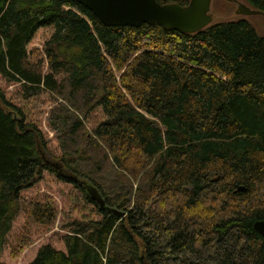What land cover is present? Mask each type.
Wrapping results in <instances>:
<instances>
[{"label": "trees", "instance_id": "obj_1", "mask_svg": "<svg viewBox=\"0 0 264 264\" xmlns=\"http://www.w3.org/2000/svg\"><path fill=\"white\" fill-rule=\"evenodd\" d=\"M60 216L59 242L18 262ZM261 220L264 37L248 21L181 34L0 0V264H264Z\"/></svg>", "mask_w": 264, "mask_h": 264}, {"label": "water", "instance_id": "obj_2", "mask_svg": "<svg viewBox=\"0 0 264 264\" xmlns=\"http://www.w3.org/2000/svg\"><path fill=\"white\" fill-rule=\"evenodd\" d=\"M237 3L236 14L244 17L264 15L249 6ZM80 5L96 16L106 27H134L156 25L164 30H172L181 34L198 33L213 23L210 15L212 0H189L188 5H160L156 0H76ZM55 169L61 165L45 160ZM244 187H237L234 193L244 192ZM90 197L100 208L105 203L93 189H88ZM123 216V215H122ZM254 231L264 238V220L253 224Z\"/></svg>", "mask_w": 264, "mask_h": 264}, {"label": "rangeland", "instance_id": "obj_3", "mask_svg": "<svg viewBox=\"0 0 264 264\" xmlns=\"http://www.w3.org/2000/svg\"><path fill=\"white\" fill-rule=\"evenodd\" d=\"M237 2L247 5L243 0H237ZM236 11H237V3L231 4V1H230V3H227L226 1H223V0H214L212 2L211 8H210V15L213 18V23H225V22H230V21L246 20L256 29L257 33L260 36L264 37V15H255V16L244 17V16L237 15ZM9 91L10 90H8V87L6 86V93H8V95L10 96L11 94L9 93ZM51 153H53V152L51 151ZM52 155L55 157L59 156L56 153H53ZM48 159H50V158H48ZM48 161L51 163L59 164L57 159H50ZM87 191H88V189H87ZM107 211L109 214H111V213L118 214V211L115 208H111V209L108 208ZM75 216H76L75 213H74V215L68 214L67 219L72 218V217L74 218ZM67 219L60 216L57 219V223L55 224V226L50 231H46V230H45V232L44 231L40 232L39 230L38 231H35V230L32 231L33 234L28 241L29 246H28V248L24 249V251L20 254L18 262L26 253H28L29 251L34 249L37 246V244L40 243L41 241H52L53 242L56 240L59 242V240H60L59 237L61 235H63V233H64V231L61 228L62 224ZM35 234L37 236L34 237ZM18 247L19 246L15 247L14 249H18ZM6 249L9 250L8 247H6L4 250H6Z\"/></svg>", "mask_w": 264, "mask_h": 264}, {"label": "flooded vegetation", "instance_id": "obj_4", "mask_svg": "<svg viewBox=\"0 0 264 264\" xmlns=\"http://www.w3.org/2000/svg\"><path fill=\"white\" fill-rule=\"evenodd\" d=\"M214 0H212V2H213ZM223 1H226L227 3H230V1H231V4H234L235 2L233 1V0H223ZM212 2H211V5H212ZM234 2V3H233ZM210 8H211V6H210Z\"/></svg>", "mask_w": 264, "mask_h": 264}]
</instances>
